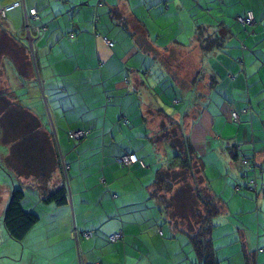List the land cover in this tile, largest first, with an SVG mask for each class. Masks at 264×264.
<instances>
[{
	"label": "crops",
	"instance_id": "0c3cea01",
	"mask_svg": "<svg viewBox=\"0 0 264 264\" xmlns=\"http://www.w3.org/2000/svg\"><path fill=\"white\" fill-rule=\"evenodd\" d=\"M18 1L46 31L34 65L23 9L7 13L11 25L0 17V172L10 175L0 179V264H203L155 195L172 163L161 138L170 129L219 200L214 262L264 264V0H0V10ZM248 11L254 24L243 27ZM3 98L38 127L3 121ZM73 130L88 135L73 141ZM51 149L67 167L61 205L43 201L63 184ZM125 154L144 166H121ZM14 187L38 217L21 242L2 225ZM115 233L122 240L109 242Z\"/></svg>",
	"mask_w": 264,
	"mask_h": 264
},
{
	"label": "trees",
	"instance_id": "16d2710c",
	"mask_svg": "<svg viewBox=\"0 0 264 264\" xmlns=\"http://www.w3.org/2000/svg\"><path fill=\"white\" fill-rule=\"evenodd\" d=\"M1 109L2 112L7 110L5 112L6 115L2 118L3 121L7 116H10L11 118V115L15 116L16 114H14V112L11 113L13 111V108L11 107V104L6 102L4 98L1 101ZM16 112V117H18V122H20L22 127H38L37 120L32 115L27 113V111L18 108ZM181 137L182 139L174 135V139H171L173 141L169 144V146L172 150L171 160L173 164L171 163L170 165H168V167L159 170V172L157 173L155 195H157L159 190H165L166 192L173 190V188H171L170 186H172L171 182L173 180H176L180 177V174H178L179 172H177L178 170H182V173L184 174L191 173L193 167L196 166V169L199 172L198 175L200 177L198 181H200L203 185V190L199 191V188L197 190L195 189L193 192V190L189 187H182L179 192H175L174 195L170 198L167 206H163L169 218V221L173 222L175 226L183 227V230L188 236L190 243L193 244L198 260L203 261V264H216L213 258V251L209 244V235L211 230L214 229L215 220L220 215L221 207L219 205L218 198L212 194L207 185L204 183L202 174L203 164L201 158L195 155L186 136L181 135ZM46 142L49 145V141L46 140ZM175 142L176 144H178L175 145ZM52 153L55 156V163L57 167L61 170L63 184L61 187L55 190L48 191L45 194L43 201L45 203H55L61 205L66 203L67 199V189L64 183L65 174L62 170L60 154L57 152V150L56 152L55 150H52ZM234 156L240 161V163L243 159L247 160V162L249 163V167H251L250 158L243 151H241L240 147H234ZM175 169L177 170L174 171ZM169 172H174V174L170 176L169 174H167ZM254 186L255 184L253 183V187ZM205 194L207 196H204ZM23 197V191L14 187L11 190L8 203L2 218L4 231L9 236V238L15 242H21L28 231H30V229L38 221L37 215L31 212H25L22 209L21 202ZM197 203L199 205H197ZM195 205H197V207L199 206L197 210H194ZM200 206L202 207L201 212L199 210ZM197 220L198 222H196ZM122 237L120 240H122Z\"/></svg>",
	"mask_w": 264,
	"mask_h": 264
},
{
	"label": "built area",
	"instance_id": "2783aa9c",
	"mask_svg": "<svg viewBox=\"0 0 264 264\" xmlns=\"http://www.w3.org/2000/svg\"><path fill=\"white\" fill-rule=\"evenodd\" d=\"M18 8L23 9V15H22L23 24H22L21 30L24 31L26 34V41L28 43L29 56L32 59L33 63L35 64L33 41L35 38H40L41 36H43L46 31V28L41 23V17L39 16L38 12L35 9L26 10L21 1L11 3L3 7L0 10V17L5 18L7 13L15 9H18ZM237 21L243 27H250L254 24V15L251 11H248L246 12L244 17H238ZM232 120L233 122H238V117L236 114H232ZM87 135H88V132L85 130H73L68 133L69 139L73 141H78V142L86 138ZM61 162H62V170L66 176L67 167L64 166L62 159H61ZM118 162L121 166L126 167V168H130L134 164H139L141 166H144L143 161L139 157H137L135 154L122 155L118 159ZM241 163L249 167V163L247 162V160L243 159L241 160ZM90 236H91V232L85 233V237H90ZM121 237H122L121 233H115L109 237V241L116 242L120 240Z\"/></svg>",
	"mask_w": 264,
	"mask_h": 264
},
{
	"label": "rangeland",
	"instance_id": "374dc122",
	"mask_svg": "<svg viewBox=\"0 0 264 264\" xmlns=\"http://www.w3.org/2000/svg\"><path fill=\"white\" fill-rule=\"evenodd\" d=\"M7 15H8V17H7V21L5 22V24L6 25H11L12 23H14V21L10 17V14H7ZM158 73L156 75L157 78H161V75L158 74ZM19 105H21V104H19ZM175 134L176 133L175 132H172V130L170 129V130H167L165 133H163V135H161V138L164 139V140H166V142L171 143L173 141L171 139H174V135ZM175 136H177V135H175ZM1 139H3V137ZM177 144L175 142V145H177ZM176 148H177V146H176ZM176 170L177 169H175L174 171H176ZM177 172H179L178 174H180V177L177 178L176 180H173L171 182L172 186H170V187L173 188V190L172 191H168V192H166L165 190H159L158 193H157L158 198L161 200V202L163 203L164 206H167L168 201H170V198L174 195L175 192H179V190L182 187H189V188H191L193 190V192H194L195 189L197 190L199 188H200L199 191H202L203 190L202 189L203 188V185L201 184L200 181H198L200 177L198 175L199 172L196 169V166L193 167L191 173H185L184 174V173H182V170H178ZM167 174H169L171 176L172 174H174V172H169ZM2 178H7V182L10 183V175L8 174L7 171L1 169L0 179H2ZM204 196H207V195L205 194ZM185 198H186V196H185ZM197 205H199V204L197 203ZM197 205H195L194 210L195 209L197 210V208H199V206L197 207ZM191 210H193V209H191ZM199 210L201 212V210H202V207L201 206H200V209ZM196 222H198V220Z\"/></svg>",
	"mask_w": 264,
	"mask_h": 264
},
{
	"label": "bare ground",
	"instance_id": "6f19581e",
	"mask_svg": "<svg viewBox=\"0 0 264 264\" xmlns=\"http://www.w3.org/2000/svg\"><path fill=\"white\" fill-rule=\"evenodd\" d=\"M27 51V50H26ZM4 56V55H3Z\"/></svg>",
	"mask_w": 264,
	"mask_h": 264
}]
</instances>
